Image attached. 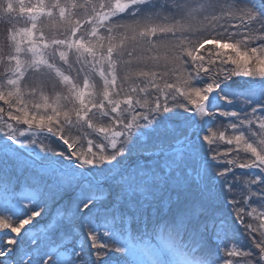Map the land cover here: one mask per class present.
I'll list each match as a JSON object with an SVG mask.
<instances>
[{
    "label": "snow or ice",
    "instance_id": "obj_1",
    "mask_svg": "<svg viewBox=\"0 0 264 264\" xmlns=\"http://www.w3.org/2000/svg\"><path fill=\"white\" fill-rule=\"evenodd\" d=\"M0 25V264H264V0Z\"/></svg>",
    "mask_w": 264,
    "mask_h": 264
},
{
    "label": "rangeland",
    "instance_id": "obj_2",
    "mask_svg": "<svg viewBox=\"0 0 264 264\" xmlns=\"http://www.w3.org/2000/svg\"><path fill=\"white\" fill-rule=\"evenodd\" d=\"M2 28H3V26L0 25V32H2ZM206 47H211V46H206ZM257 87H258V86H257ZM0 103H2V102H0ZM221 120L223 121V123H224L225 125L227 124V121L224 120V118H221ZM221 130H222V131H225L226 135L230 134V132H231L230 129H226L225 127H222ZM237 171L239 172V171H241V170L237 169Z\"/></svg>",
    "mask_w": 264,
    "mask_h": 264
}]
</instances>
